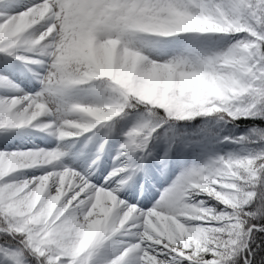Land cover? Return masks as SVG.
I'll use <instances>...</instances> for the list:
<instances>
[{
    "label": "snow or ice",
    "instance_id": "snow-or-ice-1",
    "mask_svg": "<svg viewBox=\"0 0 264 264\" xmlns=\"http://www.w3.org/2000/svg\"><path fill=\"white\" fill-rule=\"evenodd\" d=\"M0 264H264V0H0Z\"/></svg>",
    "mask_w": 264,
    "mask_h": 264
},
{
    "label": "rangeland",
    "instance_id": "rangeland-1",
    "mask_svg": "<svg viewBox=\"0 0 264 264\" xmlns=\"http://www.w3.org/2000/svg\"><path fill=\"white\" fill-rule=\"evenodd\" d=\"M33 84L35 85L36 82L33 81ZM37 87H38V85H37ZM24 139L25 140L32 139L36 143L41 144L42 146H51V145H54L57 143V141L54 137L48 136L46 133H40L38 135H35L34 137L25 136ZM16 142L18 143L19 141H16ZM65 162H69V157L66 156Z\"/></svg>",
    "mask_w": 264,
    "mask_h": 264
},
{
    "label": "trees",
    "instance_id": "trees-1",
    "mask_svg": "<svg viewBox=\"0 0 264 264\" xmlns=\"http://www.w3.org/2000/svg\"><path fill=\"white\" fill-rule=\"evenodd\" d=\"M24 171L27 172V173H29V174L31 173V170L30 169L29 170H24Z\"/></svg>",
    "mask_w": 264,
    "mask_h": 264
}]
</instances>
